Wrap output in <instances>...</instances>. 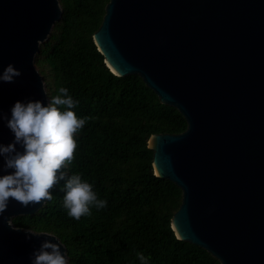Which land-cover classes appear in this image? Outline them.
<instances>
[{
	"label": "water",
	"instance_id": "1",
	"mask_svg": "<svg viewBox=\"0 0 264 264\" xmlns=\"http://www.w3.org/2000/svg\"><path fill=\"white\" fill-rule=\"evenodd\" d=\"M62 16L59 0H0V74L9 64L22 72L0 82V114L10 118L17 101L47 106L36 59ZM93 39L114 74L140 76L187 121L185 131L148 142L156 176L182 190L171 220L177 238L221 264H264V0H110ZM14 139L0 119V144ZM3 164L0 176L14 171ZM45 203L10 198L0 264H31L45 240L67 253L55 234L12 223Z\"/></svg>",
	"mask_w": 264,
	"mask_h": 264
},
{
	"label": "trees",
	"instance_id": "2",
	"mask_svg": "<svg viewBox=\"0 0 264 264\" xmlns=\"http://www.w3.org/2000/svg\"><path fill=\"white\" fill-rule=\"evenodd\" d=\"M62 19L42 44L36 66L49 99L66 87L88 117L75 136V159L62 169L93 185L103 209L79 220L69 217L60 181L53 198L34 215L13 218L14 226L55 234L67 248V264H221L202 247L177 238L171 220L182 190L156 176L148 142L153 134L181 133L187 121L178 109L161 103L138 75L120 77L105 63L93 34L110 0H59Z\"/></svg>",
	"mask_w": 264,
	"mask_h": 264
},
{
	"label": "clouds",
	"instance_id": "3",
	"mask_svg": "<svg viewBox=\"0 0 264 264\" xmlns=\"http://www.w3.org/2000/svg\"><path fill=\"white\" fill-rule=\"evenodd\" d=\"M22 72L9 64L0 74V82L15 83ZM78 105L66 87L49 99L47 106L41 100L17 101L11 108V117L0 114L15 139L8 145L0 144L3 170H14L0 176V215L8 208L10 198L27 207L53 198L51 189L66 181L62 191L64 207L69 217L79 220L91 215L90 209H103L107 201L98 198L93 185L80 174L68 176L62 169L75 159L76 134L88 117L78 118L73 110ZM20 146V149L17 148ZM9 224V220H8ZM31 232L26 236L31 239ZM140 264H149L150 257L137 253ZM31 264H67V253L59 243L42 242L30 255Z\"/></svg>",
	"mask_w": 264,
	"mask_h": 264
}]
</instances>
